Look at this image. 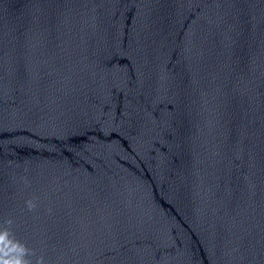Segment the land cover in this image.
<instances>
[{"label": "water", "instance_id": "water-1", "mask_svg": "<svg viewBox=\"0 0 264 264\" xmlns=\"http://www.w3.org/2000/svg\"><path fill=\"white\" fill-rule=\"evenodd\" d=\"M0 264H264V0H0Z\"/></svg>", "mask_w": 264, "mask_h": 264}]
</instances>
